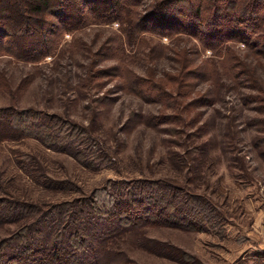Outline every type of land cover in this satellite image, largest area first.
<instances>
[{"label":"rangeland","instance_id":"374dc122","mask_svg":"<svg viewBox=\"0 0 264 264\" xmlns=\"http://www.w3.org/2000/svg\"><path fill=\"white\" fill-rule=\"evenodd\" d=\"M62 1L0 0V264H264V0Z\"/></svg>","mask_w":264,"mask_h":264},{"label":"trees","instance_id":"16d2710c","mask_svg":"<svg viewBox=\"0 0 264 264\" xmlns=\"http://www.w3.org/2000/svg\"><path fill=\"white\" fill-rule=\"evenodd\" d=\"M50 1H52V0H37L39 5L36 6V8H37L36 12H39L38 9H41V10L43 9V7L41 5H48L49 6L48 3ZM55 1H56L57 5H58V7L60 9L59 11L61 12L62 18H63L64 21H68L73 16H76L77 18H83L82 17L83 9L81 11L79 10L77 13L73 12V10H71V12L74 13V14H70V13L67 12V8L70 7L72 1L69 2V3L66 2V1H62V0H60L61 3L59 2V0H55ZM87 1L89 2L91 8L93 10H96L97 12H100V10H98L99 8H103V7H111V8H113L116 5V3L118 2V0H112L113 3L115 1V3L112 5V4H108L109 0H87ZM119 1H121V0H119ZM109 10H113V9H109ZM197 16H198V14H197ZM167 17H168V15H166V13L157 12V13H155L153 19H154V21H159V20H162V19H166ZM179 21H177L176 23L180 25L181 20H179ZM181 24H183V23H181ZM189 24H190V26H193V23H189ZM180 28H183V27H179V29ZM180 30H182V29H180ZM7 34H10V32L6 33V35ZM40 47L42 48V46H40ZM30 50H31V48H30ZM35 50H37V48ZM80 243H81V245L83 244L82 242H80ZM54 257H55L54 259L49 260V264H78V263H80V261L78 259V255L75 256L74 259H72V258L71 259H66V261H62V259H60L61 256L58 255V253ZM56 260H60V261H56Z\"/></svg>","mask_w":264,"mask_h":264}]
</instances>
